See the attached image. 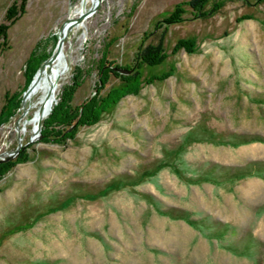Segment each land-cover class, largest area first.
Instances as JSON below:
<instances>
[{"label":"rangeland","instance_id":"rangeland-1","mask_svg":"<svg viewBox=\"0 0 264 264\" xmlns=\"http://www.w3.org/2000/svg\"><path fill=\"white\" fill-rule=\"evenodd\" d=\"M93 1L0 0V154L21 137L0 175V264H264V0H100L64 36L67 68L57 54L7 114L28 58ZM157 42L160 61L137 63ZM47 75L51 106L136 89L26 142Z\"/></svg>","mask_w":264,"mask_h":264},{"label":"trees","instance_id":"trees-1","mask_svg":"<svg viewBox=\"0 0 264 264\" xmlns=\"http://www.w3.org/2000/svg\"><path fill=\"white\" fill-rule=\"evenodd\" d=\"M204 0H195L198 5H200ZM178 6L174 4L173 9L168 12L167 15L161 18V21L163 22H170L175 21L178 18ZM164 56V50L162 49L159 42L150 45L145 44L141 48H138L135 51V58L137 63H147V64H153L158 61ZM31 58H28L26 62V67L30 71V76L33 73V71L36 68V65L31 64ZM130 68V67H129ZM110 69L107 66H104L101 64L98 67V78H101V81H103V78L106 77L107 72ZM131 70V68H130ZM129 70V71H130ZM123 75H128L123 74ZM128 77V76H126ZM128 78H126L127 80ZM136 89V82L130 81L127 82L124 86L121 87H114L111 89H108L104 95L100 97V100L97 102L95 106H93L94 102V94H91L87 97H85L83 100H81L80 103L70 106L68 104V97H61L59 101L55 102L47 115L42 118L40 129H39V138L40 140H47L50 138L49 135H52V137H57V135H62L60 133L71 131L74 129V127L85 120H94L97 117L98 111L102 107L109 106L114 100H116L119 96L126 92H131ZM19 100L20 96H17L13 101L8 98L6 103L9 102L12 103V110L8 109L6 110L7 114H10L13 112V109L19 106ZM64 101V102H63ZM98 105V107H97ZM48 127L50 129H48ZM67 127H70V130H66ZM52 130V132H51ZM63 130V132H62ZM11 160H2L0 161V175L4 172V170L7 169L8 163H10Z\"/></svg>","mask_w":264,"mask_h":264},{"label":"water","instance_id":"water-1","mask_svg":"<svg viewBox=\"0 0 264 264\" xmlns=\"http://www.w3.org/2000/svg\"><path fill=\"white\" fill-rule=\"evenodd\" d=\"M97 3H98V0L93 1L86 8H82L75 16H73V17L67 16L64 20H62L60 22V24L58 25L57 30H56V40H55L53 49L44 58V60L40 62V64L37 66V68L33 72L28 84L22 90L21 97H20V104L23 103L24 97L31 90V88L33 86L32 84L36 78V75L39 73L40 70H42L44 65L47 64L52 59V57L58 52V50L60 49L61 43L63 42L64 36L66 35L67 31L71 28V26L81 22L87 15H89L95 9V7L97 6ZM113 68L118 70V71H122V72H128L130 70V68H123V67H119V66H114ZM55 85H56V78L53 81H51V83H49V86H48L47 91H46V97L53 98L52 90H53ZM40 123H41V119L37 120L35 131L32 134L27 136L26 142L38 135ZM20 139H21V137L17 136L16 146L12 150H9L7 152H3L0 154V161L9 159L19 149V147L21 146Z\"/></svg>","mask_w":264,"mask_h":264},{"label":"bare ground","instance_id":"bare-ground-1","mask_svg":"<svg viewBox=\"0 0 264 264\" xmlns=\"http://www.w3.org/2000/svg\"><path fill=\"white\" fill-rule=\"evenodd\" d=\"M99 1L100 0H98V3H99ZM97 3V4H98ZM82 22V21H81ZM80 23V22H79ZM78 24V23H77ZM76 25V24H75ZM74 26V25H73ZM62 44H63V42L61 43V46H60V49L58 50V52L52 57V59L48 62V63H50L53 59H54V57L57 55V54H59V58H60V60H59V62H58V68H67V65H66V58H65V54H64V52H63V49H62ZM47 63V64H48ZM47 64H45L44 65V67L47 65ZM58 68L56 69V71L58 70ZM56 78V80H57V76L56 75H54L53 77H50L49 75H47V88H48V86H49V83H51V81H53L54 79ZM55 87V86H54ZM47 91V90H46ZM43 102H44V104H45V108L39 113V114H37V115H35L32 119H30L31 121H33V122H36L38 119H40V118H42L44 115H46L47 114V112L49 111V109H50V106H51V97H46V92H45V95H44V98H43V100H42Z\"/></svg>","mask_w":264,"mask_h":264}]
</instances>
